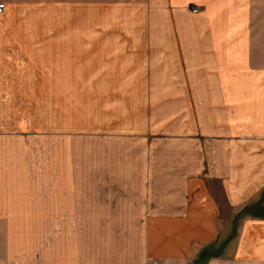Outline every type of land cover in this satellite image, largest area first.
<instances>
[{
  "label": "crops",
  "instance_id": "1",
  "mask_svg": "<svg viewBox=\"0 0 264 264\" xmlns=\"http://www.w3.org/2000/svg\"><path fill=\"white\" fill-rule=\"evenodd\" d=\"M0 1V45L25 53L22 21H55L40 39L54 54L56 21H105V33L66 41L87 60L103 52L105 91L125 107L146 94L150 114L165 107L166 123L181 126L174 137L190 144L182 159L166 160L165 186L174 189L165 211L145 210L141 248L134 255L105 240L103 264H264V0ZM60 203L52 194L0 195V264H93L77 237L90 228L73 226L77 198L67 226Z\"/></svg>",
  "mask_w": 264,
  "mask_h": 264
},
{
  "label": "rangeland",
  "instance_id": "2",
  "mask_svg": "<svg viewBox=\"0 0 264 264\" xmlns=\"http://www.w3.org/2000/svg\"><path fill=\"white\" fill-rule=\"evenodd\" d=\"M54 22L22 21L29 24L23 36H30V53L21 44L15 50L0 45V195H57L64 226L66 207L77 198L73 226L90 230L76 236L83 238L84 253L94 254L93 264H103L98 257L105 260V240L124 242L134 255L141 248L145 210L150 203L165 211L166 190L171 198L174 189L165 186L171 174L166 160L182 159L181 148L190 144L174 137L181 126L166 123L165 107L150 114L146 94L141 105L127 101L125 107L105 91L103 52L87 60V52L66 41L105 33V21H56L62 28L57 54L50 41L45 47L40 41L53 34Z\"/></svg>",
  "mask_w": 264,
  "mask_h": 264
},
{
  "label": "built area",
  "instance_id": "3",
  "mask_svg": "<svg viewBox=\"0 0 264 264\" xmlns=\"http://www.w3.org/2000/svg\"><path fill=\"white\" fill-rule=\"evenodd\" d=\"M4 7V3L0 2V12L3 10ZM191 12H196L197 11V7H191ZM151 264H154L153 262Z\"/></svg>",
  "mask_w": 264,
  "mask_h": 264
}]
</instances>
